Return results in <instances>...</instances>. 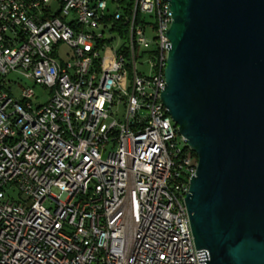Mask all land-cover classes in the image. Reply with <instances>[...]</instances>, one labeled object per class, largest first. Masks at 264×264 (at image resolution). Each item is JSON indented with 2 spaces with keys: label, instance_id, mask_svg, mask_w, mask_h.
Segmentation results:
<instances>
[{
  "label": "built area",
  "instance_id": "obj_1",
  "mask_svg": "<svg viewBox=\"0 0 264 264\" xmlns=\"http://www.w3.org/2000/svg\"><path fill=\"white\" fill-rule=\"evenodd\" d=\"M167 4L0 0V264L207 259L196 158L159 98Z\"/></svg>",
  "mask_w": 264,
  "mask_h": 264
},
{
  "label": "water",
  "instance_id": "obj_2",
  "mask_svg": "<svg viewBox=\"0 0 264 264\" xmlns=\"http://www.w3.org/2000/svg\"><path fill=\"white\" fill-rule=\"evenodd\" d=\"M160 100L196 155L184 205L202 264H264V0H167Z\"/></svg>",
  "mask_w": 264,
  "mask_h": 264
},
{
  "label": "trees",
  "instance_id": "obj_3",
  "mask_svg": "<svg viewBox=\"0 0 264 264\" xmlns=\"http://www.w3.org/2000/svg\"><path fill=\"white\" fill-rule=\"evenodd\" d=\"M192 155L196 158V155L191 151Z\"/></svg>",
  "mask_w": 264,
  "mask_h": 264
},
{
  "label": "rangeland",
  "instance_id": "obj_4",
  "mask_svg": "<svg viewBox=\"0 0 264 264\" xmlns=\"http://www.w3.org/2000/svg\"><path fill=\"white\" fill-rule=\"evenodd\" d=\"M123 85V84H122Z\"/></svg>",
  "mask_w": 264,
  "mask_h": 264
}]
</instances>
